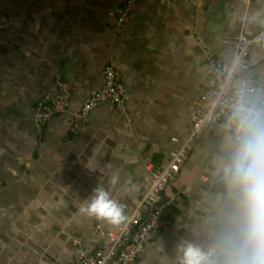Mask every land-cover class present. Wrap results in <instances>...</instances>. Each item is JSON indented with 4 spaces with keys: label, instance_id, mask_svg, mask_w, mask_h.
I'll use <instances>...</instances> for the list:
<instances>
[{
    "label": "crops",
    "instance_id": "obj_1",
    "mask_svg": "<svg viewBox=\"0 0 264 264\" xmlns=\"http://www.w3.org/2000/svg\"><path fill=\"white\" fill-rule=\"evenodd\" d=\"M123 1L0 0L8 17L0 23V264H76L71 237L87 253L96 249L103 238L95 229L120 223L80 214L83 200L104 187L127 218L147 191L145 166L165 165L190 133L206 55L231 60L244 16L246 33L264 30V0H139L116 33ZM248 64L258 100L264 47L250 51ZM105 65L119 71L131 122L102 102L73 133L70 112L100 88ZM58 74L71 88L69 112L37 130L34 107L55 94ZM233 142L221 124L203 133L162 192L176 196L163 210L166 226L135 264H178L181 241L205 251L219 245L234 207L219 166Z\"/></svg>",
    "mask_w": 264,
    "mask_h": 264
},
{
    "label": "built area",
    "instance_id": "obj_2",
    "mask_svg": "<svg viewBox=\"0 0 264 264\" xmlns=\"http://www.w3.org/2000/svg\"><path fill=\"white\" fill-rule=\"evenodd\" d=\"M249 2L250 0H244ZM139 0H124L115 10L114 31L121 33L136 8ZM8 20L7 15L0 11V23ZM240 32L234 43L233 55L225 62L206 55L205 86L192 100L189 118L191 130L187 138L168 152L165 165L156 166L148 163V188L146 193L133 201L130 215L119 225L109 230L96 228L95 231L103 238L96 249L85 252L80 247V238L71 237L76 264H135L143 255L147 246L156 239L166 226L163 210L172 204L176 196L162 198V192L173 182L180 172L188 152L206 131L215 124H221L224 129L235 137V125H229L233 105L241 99L264 110V94L255 100V94L260 86L252 79L248 56L252 49L264 47V30L253 34L245 32L248 17L239 20ZM56 92L53 95H43L36 103L33 112V123L37 130L55 115L68 113L71 98L69 83L61 76L55 75ZM128 92L120 81L119 71L111 65H105L101 72L99 89L89 91L81 107L70 112L71 131L76 133L79 125L85 122L91 111L102 102H109L127 123L131 116L127 107ZM171 141L177 143V138Z\"/></svg>",
    "mask_w": 264,
    "mask_h": 264
},
{
    "label": "clouds",
    "instance_id": "obj_3",
    "mask_svg": "<svg viewBox=\"0 0 264 264\" xmlns=\"http://www.w3.org/2000/svg\"><path fill=\"white\" fill-rule=\"evenodd\" d=\"M228 123L235 125L233 150L219 167L234 202L232 227L208 251L191 242H179L178 264H264V110L246 103L241 93ZM78 211L114 224L126 218L123 205L100 186Z\"/></svg>",
    "mask_w": 264,
    "mask_h": 264
}]
</instances>
